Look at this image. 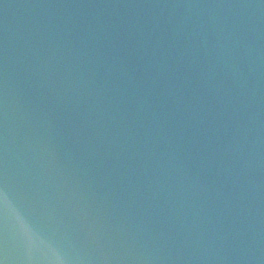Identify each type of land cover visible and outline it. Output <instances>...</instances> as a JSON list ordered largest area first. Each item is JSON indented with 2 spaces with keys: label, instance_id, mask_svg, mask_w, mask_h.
Masks as SVG:
<instances>
[{
  "label": "water",
  "instance_id": "95a60500",
  "mask_svg": "<svg viewBox=\"0 0 264 264\" xmlns=\"http://www.w3.org/2000/svg\"><path fill=\"white\" fill-rule=\"evenodd\" d=\"M0 264H264V0H0Z\"/></svg>",
  "mask_w": 264,
  "mask_h": 264
}]
</instances>
